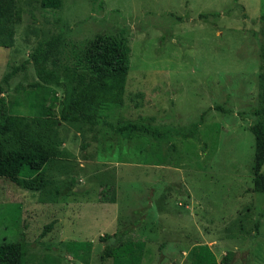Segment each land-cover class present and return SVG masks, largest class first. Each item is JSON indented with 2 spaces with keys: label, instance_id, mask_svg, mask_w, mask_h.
<instances>
[{
  "label": "rangeland",
  "instance_id": "rangeland-1",
  "mask_svg": "<svg viewBox=\"0 0 264 264\" xmlns=\"http://www.w3.org/2000/svg\"><path fill=\"white\" fill-rule=\"evenodd\" d=\"M16 4L14 43L0 45L1 95L10 112L33 122L36 84L55 91L58 99L46 102L49 128L33 126L60 156L46 163L39 190L0 177V242L24 233L25 264H100L99 237L143 215L124 237L145 241L141 264H192L195 244H208L219 261L236 251L233 264H264V192L252 189L250 130L264 122V0ZM97 33L131 46L124 102L106 106L95 125L63 120L64 71ZM53 39L50 57L37 65L38 44ZM126 121L150 133L114 129ZM196 122L198 139L175 133ZM72 240L92 241L88 254L70 250Z\"/></svg>",
  "mask_w": 264,
  "mask_h": 264
},
{
  "label": "trees",
  "instance_id": "trees-1",
  "mask_svg": "<svg viewBox=\"0 0 264 264\" xmlns=\"http://www.w3.org/2000/svg\"><path fill=\"white\" fill-rule=\"evenodd\" d=\"M16 1L0 0V45L6 47L13 45L15 26L21 21V11ZM61 4L62 0H41L44 8H59ZM58 42L59 39L40 42L33 53L34 62L37 65L46 62ZM130 57L131 46L125 37L97 33L91 38L82 48L77 62L64 71V99L60 117L63 120L95 125L100 123L106 106L122 105L130 71ZM262 57L264 58V49ZM36 86L38 89L29 98L30 109L35 112L36 117L30 122L26 115L8 110L6 100L1 95L3 87L0 85V177L7 178L24 189L39 190L45 186L43 169L46 163L51 158L60 156V152L55 145L44 140L47 137L43 136L44 130L40 132L33 126L36 122L49 128L53 111L46 102L49 98L57 100L58 97L55 91L50 96L41 89V85ZM199 125L200 122H196L189 129H176L175 133L198 139ZM114 129L121 134L150 133L148 127L137 121H126L114 126ZM250 130L255 136L252 189L264 192V122L258 119ZM47 135L50 137L48 133ZM88 145L89 142L84 143L83 150ZM144 223L145 217L140 215L123 224L114 233L101 235L99 239L105 244L100 252V264H105L108 259H112V264H141L145 241L126 240L124 237ZM260 224L259 219L256 229ZM51 225L52 223L45 227L44 233ZM24 238L23 233L22 239L0 242V264H25L28 244L24 242ZM91 246L90 240L67 242V247L80 257H84L80 252L88 254ZM236 254V251H229L219 261L208 244H195L191 249L192 264H233Z\"/></svg>",
  "mask_w": 264,
  "mask_h": 264
}]
</instances>
